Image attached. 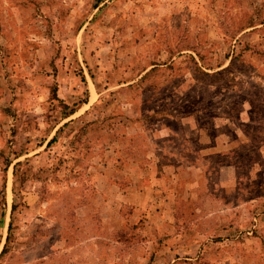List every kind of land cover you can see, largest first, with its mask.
<instances>
[{
  "label": "rangeland",
  "instance_id": "obj_1",
  "mask_svg": "<svg viewBox=\"0 0 264 264\" xmlns=\"http://www.w3.org/2000/svg\"><path fill=\"white\" fill-rule=\"evenodd\" d=\"M0 264H264V0H0Z\"/></svg>",
  "mask_w": 264,
  "mask_h": 264
},
{
  "label": "trees",
  "instance_id": "obj_2",
  "mask_svg": "<svg viewBox=\"0 0 264 264\" xmlns=\"http://www.w3.org/2000/svg\"><path fill=\"white\" fill-rule=\"evenodd\" d=\"M70 113V112H69Z\"/></svg>",
  "mask_w": 264,
  "mask_h": 264
}]
</instances>
